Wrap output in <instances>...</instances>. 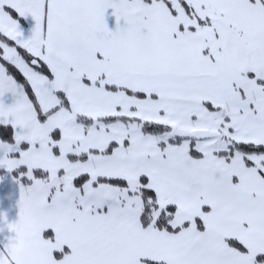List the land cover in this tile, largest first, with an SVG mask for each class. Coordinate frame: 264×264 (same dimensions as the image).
Masks as SVG:
<instances>
[{
	"label": "snow or ice",
	"instance_id": "obj_1",
	"mask_svg": "<svg viewBox=\"0 0 264 264\" xmlns=\"http://www.w3.org/2000/svg\"><path fill=\"white\" fill-rule=\"evenodd\" d=\"M0 264H264V0H0Z\"/></svg>",
	"mask_w": 264,
	"mask_h": 264
},
{
	"label": "crops",
	"instance_id": "obj_2",
	"mask_svg": "<svg viewBox=\"0 0 264 264\" xmlns=\"http://www.w3.org/2000/svg\"><path fill=\"white\" fill-rule=\"evenodd\" d=\"M3 172L0 175V213L6 215V218L9 222H14L18 219V201H19V185H17L13 179V174L9 175L5 170L0 169ZM5 233H0V236L6 235ZM30 246L27 242L23 243V246L19 250V257L23 254ZM20 264H23V261L20 258Z\"/></svg>",
	"mask_w": 264,
	"mask_h": 264
},
{
	"label": "clouds",
	"instance_id": "obj_3",
	"mask_svg": "<svg viewBox=\"0 0 264 264\" xmlns=\"http://www.w3.org/2000/svg\"><path fill=\"white\" fill-rule=\"evenodd\" d=\"M20 258L23 261V264H33L35 256L31 248L29 247L23 254H21Z\"/></svg>",
	"mask_w": 264,
	"mask_h": 264
},
{
	"label": "trees",
	"instance_id": "obj_4",
	"mask_svg": "<svg viewBox=\"0 0 264 264\" xmlns=\"http://www.w3.org/2000/svg\"><path fill=\"white\" fill-rule=\"evenodd\" d=\"M3 174V172L2 171H0V175H2ZM13 175H15V173H13Z\"/></svg>",
	"mask_w": 264,
	"mask_h": 264
}]
</instances>
